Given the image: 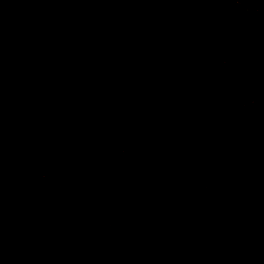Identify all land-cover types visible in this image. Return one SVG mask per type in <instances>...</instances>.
<instances>
[{
	"label": "rangeland",
	"instance_id": "obj_1",
	"mask_svg": "<svg viewBox=\"0 0 264 264\" xmlns=\"http://www.w3.org/2000/svg\"><path fill=\"white\" fill-rule=\"evenodd\" d=\"M173 1L216 19L212 67L226 82L195 74L166 46L161 11ZM27 14L17 30L0 32V64L36 69L68 49L125 45L137 59V95L163 109L172 124L166 131L128 128L118 114L90 105L76 114L80 129L214 192L264 189V0L40 1ZM221 111L237 115L236 125L219 126ZM11 181L0 199L49 242L52 259L40 262L133 264L135 248L169 242V264H264V239L187 224L175 206L130 209L109 223L67 220L61 187Z\"/></svg>",
	"mask_w": 264,
	"mask_h": 264
},
{
	"label": "trees",
	"instance_id": "obj_2",
	"mask_svg": "<svg viewBox=\"0 0 264 264\" xmlns=\"http://www.w3.org/2000/svg\"><path fill=\"white\" fill-rule=\"evenodd\" d=\"M40 1L60 0H0V32L21 27ZM161 24L168 49L195 74L226 82L212 67L220 34L212 14L192 13L173 1L163 6ZM137 67L133 53L120 44L68 49L36 69L0 64V189L11 179L55 184L53 190L61 187L69 199L67 220L109 223L130 209L166 205L175 206L187 224L223 230L235 239L263 240L264 189L214 192L80 129L76 114L90 105L118 114L128 128H171L163 109L137 95ZM215 120L227 128L238 122L227 111ZM4 201L0 264H55L40 262L52 259V247L38 239L36 228L28 229L24 213H9ZM172 250L169 242H151L135 248L130 260L169 264Z\"/></svg>",
	"mask_w": 264,
	"mask_h": 264
}]
</instances>
